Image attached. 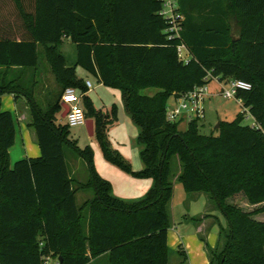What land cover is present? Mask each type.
Masks as SVG:
<instances>
[{
	"label": "trees",
	"instance_id": "obj_1",
	"mask_svg": "<svg viewBox=\"0 0 264 264\" xmlns=\"http://www.w3.org/2000/svg\"><path fill=\"white\" fill-rule=\"evenodd\" d=\"M176 1L182 28L179 37L169 38L160 14L163 0H0V66L35 67L42 45L62 90L70 86L82 93L103 158L153 180L138 200L114 196L110 181L95 168L91 147L78 146L59 116L60 95L43 109L20 83L1 82L0 95L26 97L40 153L10 163L14 118L0 110V264H49L50 257L58 264H87L101 254L107 264H169L173 157L183 189L207 193L227 222L219 232L222 244L206 245L208 264H264V221L254 218L264 204L245 210L228 201L241 193L249 204L264 202V0ZM10 16L18 31L5 30ZM65 37L76 48L70 65L59 50ZM180 41L189 52L186 62L176 53ZM78 66L121 91L138 128L140 169L112 147L107 129L116 107H94ZM208 72L250 84L237 89L235 98L257 126L244 124L241 111L230 121L219 120L216 134L201 133L199 118L184 130L166 118L169 97L205 82ZM144 87L158 91L145 95ZM67 150L85 163L84 181L70 175ZM88 189L92 196L77 204L75 193Z\"/></svg>",
	"mask_w": 264,
	"mask_h": 264
},
{
	"label": "crops",
	"instance_id": "obj_2",
	"mask_svg": "<svg viewBox=\"0 0 264 264\" xmlns=\"http://www.w3.org/2000/svg\"><path fill=\"white\" fill-rule=\"evenodd\" d=\"M4 18L6 17L4 16ZM12 18L13 17L10 16V18H8L7 20L8 22L4 20V28L5 30L10 29V32L14 30L18 31L19 29L18 28L16 29V27L12 25V21H11ZM62 44H66L67 46L69 45L74 46V60H72V62H67L69 65L73 64V62L75 61V57H76L75 45L72 42H70V40L66 37L63 38L62 43L59 45V50ZM42 50H43L42 45H38L37 65L35 67H29V68L28 67L26 68L10 67L9 69H5L3 66H0V83L4 81L6 82L13 81L14 83H20L23 87H25L28 90V92L32 94L33 97H35L36 89L38 87L39 88L45 87L46 85L45 77L43 75V66L39 60V53H42L43 55ZM84 80H89V79L85 78ZM92 86L93 85L91 83V87L88 90H90ZM212 94L213 92L211 91V94L209 96H212ZM171 100L173 101V98ZM237 100L239 104L242 105L241 101L239 99ZM18 106L21 107V110L23 111V113H24V110L27 109L28 114H29L27 99L23 94L14 95V93H3L0 95V110H16ZM61 112L59 113V116ZM204 114H205V109H204ZM23 117L26 118L25 115H23ZM21 121H22V117H21ZM110 125L108 126V129H107V135H108V130H109ZM16 135L17 133L15 130V139H16ZM19 136H20V141H21L22 150H23V151H20L21 153L19 154V157L22 158V157L38 156L40 153V150H39V146L36 143V138H35V133H34L33 128L29 124L25 126L24 122H21L19 124ZM15 139H14V142H15ZM138 146H139V151H140L141 145L138 144ZM10 148L8 149L9 154H10ZM115 149H119V148L115 147ZM96 153L97 151L95 152V150H93V159H95ZM98 154H99L98 155L99 157L102 156L100 148H99ZM75 158H79V157L74 156L72 158L73 161H72L71 167L68 164V168H69V172L71 176L76 171L75 169L77 166L76 164L77 159ZM101 158H103V156ZM99 162L102 163L100 160ZM94 165H95L97 172L102 177L110 181L111 193L118 198H121L124 200L127 199V201H133V200H138L142 198L153 184L152 178H137L121 169L120 170L123 172V174L119 175V174H116V171H112L113 169L105 165L106 173H109L108 171H111L115 173L116 176L119 175L121 180L117 179L118 183L121 181L120 183H122L123 185L122 186L123 195H121L119 194V191L115 192V183L113 182V180L111 178H108L105 174H104L105 176H103V174L99 172V170L97 169L95 160H94ZM142 166H143V163L140 159V165L136 164L135 169L136 170L140 169ZM84 167L86 168L85 163H84ZM177 173L173 176V180H172L173 194L168 204L170 225L167 229L166 243L170 250L169 264H208L209 258H208V253L206 250V245H209L210 247H214L217 244H220V245L222 244L223 238H221V236L219 237V232L221 229H225L227 227L225 217L220 212V210L217 208L215 203L213 204L211 202V199L209 198L207 193H204V192L187 193L183 189V186H182L183 192H181V189L178 185L180 182L176 180ZM74 179L78 181H84V180H79L77 178H74ZM176 188L179 190V194H178L179 198L177 200L174 199V192ZM79 191H83V190H78L77 192ZM76 193H75V199H76ZM235 196L237 195H233L232 197H235ZM90 197L87 196L85 199H88ZM242 198H244L242 199L243 201L246 200L245 197H242ZM232 203L237 204L236 202H232ZM248 206H251L252 208L258 205L248 203ZM193 218H196V219H193ZM254 218L257 220H260L259 215L254 216ZM177 249H180L181 251H183L184 254L183 255L179 254L177 252ZM100 259L102 260V262H106L107 264V258L105 254H101L97 256L96 258L91 259L87 264H92L93 262H96L97 260H100Z\"/></svg>",
	"mask_w": 264,
	"mask_h": 264
},
{
	"label": "rangeland",
	"instance_id": "obj_3",
	"mask_svg": "<svg viewBox=\"0 0 264 264\" xmlns=\"http://www.w3.org/2000/svg\"><path fill=\"white\" fill-rule=\"evenodd\" d=\"M61 52L63 53L64 57L66 58L67 62H72L74 60V46H67L66 44H62L60 47ZM39 60L42 63L43 66V75L45 77V87L37 88L35 93V101L39 104V106L43 109L47 108L50 104H52L54 101H56L60 95V92L62 91V87L59 83H57L54 79V74L51 71V67L49 63L46 61L45 57H43L42 53H39ZM42 68V67H41ZM76 73L79 76H82L84 79L87 78L92 83V88L86 92V95H88L95 108H101L103 111H109L112 105H115L116 107V120L113 122L112 125H110L108 130V139L112 145L113 148H119L117 149L120 154L130 163L131 167L136 170L135 166L136 164L140 165V156H139V146L136 142V136L138 134V128L134 121L131 119L130 115L126 111L121 91L119 89H115L112 87H108L100 83L93 75L87 73L84 69L81 67L76 68ZM218 85L214 80H211L209 82V89L213 92L212 96L207 97L203 102V107L205 109L204 117L199 119V131L204 134H216L217 133V127L216 124L219 122V120H227L230 121L235 118L238 111L243 110V106L239 104L238 100L236 98H224L220 93L218 89ZM158 89L156 87H144L140 90V93L145 95H152L154 94ZM172 97H169L167 104H172L173 101L171 100ZM80 106L83 108V102H80ZM21 107L18 106L16 110H10L13 114L14 118V124H15V130H16V139L14 142V145L10 148V154H9V160L10 163L13 164V162L17 159H19L20 151L22 150V145L20 141L19 136V124L21 122H24V125L27 126L29 122V114L27 109L23 111L21 110ZM22 113V114H20ZM23 115L26 116V118L23 117ZM22 117V121H21ZM188 118H183L178 123V129L184 130L188 123ZM252 122L251 116L248 112H245V117L243 119L244 124H250ZM70 135L71 137L75 138L77 140V144L80 147H84L86 145L90 146L92 150H95L96 157H95V163L97 165V169L103 176H107L108 178H111L113 182L115 183V192L119 191V194H122V183H118L117 179H120L119 175L123 174V172L118 168L117 166L110 164L106 162L102 156H98L99 154V148L97 141L94 136H89L87 133V129L85 126V123L71 126L69 127ZM74 155L70 150L66 151V160L68 164L72 165V161ZM76 161V171L73 173V177L77 178L79 180H85L87 177V169L84 167V162L80 158H75ZM99 160L102 162L100 163ZM105 165L113 169L112 171H116V174H119L116 176L115 173L108 171L109 173H106ZM71 169V168H70ZM72 170V169H71ZM179 171V162L177 157H173L171 159V179L173 180V176ZM105 174V175H104ZM121 180V179H120ZM178 184V182H177ZM181 192L182 185L178 184ZM179 190L176 188L174 192V199H178L179 197ZM237 196L230 197L228 199L229 202H236L241 208L245 210H252L257 206H254L251 208V206H248L247 200H242L244 198L243 194L238 193L235 194ZM87 196H92V191L90 189L79 191L76 193V203L80 204L82 203ZM127 200V199H125ZM211 202L214 204L213 200ZM264 204V202L256 205ZM250 208V209H249ZM259 219L264 221V212L257 213L254 216H258ZM226 220V219H225ZM224 220V221H225ZM227 223V222H226ZM49 263L55 264L56 258L50 257ZM92 264H106V262H102V260H97L96 262H93Z\"/></svg>",
	"mask_w": 264,
	"mask_h": 264
},
{
	"label": "built area",
	"instance_id": "obj_4",
	"mask_svg": "<svg viewBox=\"0 0 264 264\" xmlns=\"http://www.w3.org/2000/svg\"><path fill=\"white\" fill-rule=\"evenodd\" d=\"M176 0H163L160 14L167 20L168 37H179L181 31V22L183 20L182 14L177 10ZM176 53L179 59L186 62L189 58V52L183 42L176 45ZM214 80L218 84V91L224 98H235L236 90L239 88L248 89L250 84L248 82L236 79H220L212 76L209 72L204 77L203 83L196 85L191 90L179 94L173 98L172 104L166 105V118L170 121H180L183 118H203L204 117V100L211 94L209 89V82ZM85 85L89 89L91 82L85 80ZM237 99V98H236ZM82 101V93L74 87H65L60 94V102L67 105V111L64 120L69 127L83 124L86 121V116L80 102ZM63 110V108H62ZM244 114L249 111L243 107L241 111ZM250 114V113H249ZM251 116V115H250ZM251 126H257L253 117L251 116ZM55 264H58L57 261Z\"/></svg>",
	"mask_w": 264,
	"mask_h": 264
},
{
	"label": "water",
	"instance_id": "obj_5",
	"mask_svg": "<svg viewBox=\"0 0 264 264\" xmlns=\"http://www.w3.org/2000/svg\"><path fill=\"white\" fill-rule=\"evenodd\" d=\"M61 107L63 108L60 117L64 118L66 111H67V105L61 103ZM85 126L87 129V133L89 136H93L94 134V125H93V120L91 118L86 119L85 121ZM218 126V123L216 124V127Z\"/></svg>",
	"mask_w": 264,
	"mask_h": 264
}]
</instances>
